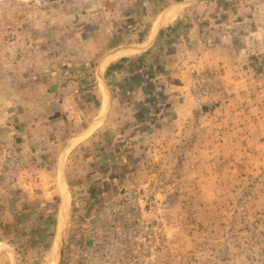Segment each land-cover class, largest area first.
I'll return each instance as SVG.
<instances>
[{
  "label": "rangeland",
  "instance_id": "obj_1",
  "mask_svg": "<svg viewBox=\"0 0 264 264\" xmlns=\"http://www.w3.org/2000/svg\"><path fill=\"white\" fill-rule=\"evenodd\" d=\"M166 3L0 0V182L19 174L34 201L28 222L0 225V264H46L57 233L55 264H85L92 208L119 188L157 184L145 217L154 227L151 264H264V0H186L175 29L121 64L127 94L115 103L136 112L127 127L97 130L81 146L91 154L109 135L143 140L136 176L95 186L85 175L92 161L77 152L54 163L52 177L17 150L9 126L29 92L41 102L65 77L91 92L97 59L129 34L143 39ZM11 214L6 208V220Z\"/></svg>",
  "mask_w": 264,
  "mask_h": 264
},
{
  "label": "crops",
  "instance_id": "obj_2",
  "mask_svg": "<svg viewBox=\"0 0 264 264\" xmlns=\"http://www.w3.org/2000/svg\"><path fill=\"white\" fill-rule=\"evenodd\" d=\"M184 1L186 0H167V6L155 15L151 21V24H154L149 25V31L145 32L143 39H138L135 34H129L121 45L106 50V53L101 55L94 65L95 78L91 92H76L77 86L74 84L72 87L71 82L76 83L77 80L65 77L64 82L58 83L59 86H46L47 88L41 95L43 98L39 100H42L41 102L32 99L31 95H36L29 92L30 102L17 104V111H13L17 112V124L11 123L9 127L17 131V138H14L17 140V150L22 151L26 160L35 162L38 166L35 167V171H45L54 177L53 164L73 159L74 155L79 152L85 160L92 161L89 173L85 175L97 178L92 180L95 186L100 184L97 183L99 180L102 182L101 187L110 186L111 184L108 185L105 181V176L115 183L119 178L127 180L138 172L137 163L142 162V157L139 156L137 150L143 144V140L133 143L127 137L117 139L109 135L106 146L99 147L100 154H98L99 150L88 154L81 145L87 143L86 141H91L92 135L97 130L99 132L101 129H123L125 125L128 126L127 116L134 115L136 110L133 106H128V103H115L116 95L119 96L123 92L127 94V90L122 88L123 82L120 79L124 77L127 80L129 76L122 74L121 64L129 61L134 63L130 55L147 51L151 47V45L148 46V41L154 39V44L161 34L166 33V29L170 31L171 28L175 29L184 13V9L180 8ZM166 35L164 34L165 37ZM107 58L111 59L104 63ZM153 95L154 97L161 96L158 91ZM143 96L146 95L143 94ZM122 117L123 119L120 120ZM141 125L143 122L135 124V127ZM17 177L19 174L16 178H7L4 184L0 182V194L3 193L5 198L0 203V225H5L4 221L8 220L15 226L28 222L27 214L32 211L25 209H34V201L29 198L32 195L28 192L26 181L22 182L21 177L20 179ZM95 186H89L91 188L87 190H94ZM6 208L12 213L11 218L7 216V220Z\"/></svg>",
  "mask_w": 264,
  "mask_h": 264
},
{
  "label": "built area",
  "instance_id": "obj_3",
  "mask_svg": "<svg viewBox=\"0 0 264 264\" xmlns=\"http://www.w3.org/2000/svg\"><path fill=\"white\" fill-rule=\"evenodd\" d=\"M160 185L122 187L92 208L84 225L85 264H151V194ZM162 206V205H161Z\"/></svg>",
  "mask_w": 264,
  "mask_h": 264
},
{
  "label": "bare ground",
  "instance_id": "obj_4",
  "mask_svg": "<svg viewBox=\"0 0 264 264\" xmlns=\"http://www.w3.org/2000/svg\"><path fill=\"white\" fill-rule=\"evenodd\" d=\"M174 13V12H173ZM98 116V115H97ZM96 116V117H97ZM61 189H63L62 185H61ZM64 192V191H63ZM64 195V194H63ZM64 198V197H63ZM62 198V206H64V209L68 207V199L67 197L65 198V200H63ZM68 210V208H67ZM69 211V210H68ZM63 215V213H62ZM66 217H64L63 219L61 218V220L59 221L60 223V228H61V233H63V230H65V227L67 226V211H66V214H65ZM60 233H57V236L54 240V243H53V247L49 250V258H48V261L46 264H55V259H54V256H55V253H56V247H57V243H58V240H59V237H60ZM56 258V257H55Z\"/></svg>",
  "mask_w": 264,
  "mask_h": 264
}]
</instances>
